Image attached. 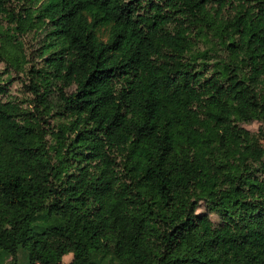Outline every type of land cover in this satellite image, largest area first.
Wrapping results in <instances>:
<instances>
[{"label":"trees","instance_id":"trees-1","mask_svg":"<svg viewBox=\"0 0 264 264\" xmlns=\"http://www.w3.org/2000/svg\"><path fill=\"white\" fill-rule=\"evenodd\" d=\"M29 1L11 18L48 40L30 106L0 84V257L264 264V0Z\"/></svg>","mask_w":264,"mask_h":264},{"label":"rangeland","instance_id":"rangeland-1","mask_svg":"<svg viewBox=\"0 0 264 264\" xmlns=\"http://www.w3.org/2000/svg\"><path fill=\"white\" fill-rule=\"evenodd\" d=\"M31 2L29 0L14 2L12 9L15 11L11 15L15 19L20 15L26 14ZM11 16L0 15V84L6 89L2 95L4 100L12 99L22 105L23 107L30 106L29 102L35 97L29 84L33 75L32 69L41 68L44 65L42 58V50L47 43V30L42 29L38 32L35 27H29L22 31L16 27V22ZM107 32L101 31V36L106 40ZM200 48L204 49L205 46L201 42ZM25 69V70H24ZM264 88V86H263ZM51 125L60 122V118L53 112L51 117H48ZM246 128L252 132L258 133L261 128V122L253 121L252 123H244ZM50 138V135H47ZM264 144V139H262ZM199 213L206 212V206L201 203L198 210ZM215 222L220 221L217 214H210ZM39 229L44 225L42 221H35ZM42 224V226H41ZM74 255L67 254L64 256L63 261L70 264ZM12 261V256L0 257V264H9ZM28 255L27 251L21 249L19 253V264H27Z\"/></svg>","mask_w":264,"mask_h":264}]
</instances>
